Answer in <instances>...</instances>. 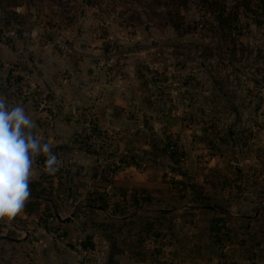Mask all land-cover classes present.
Returning a JSON list of instances; mask_svg holds the SVG:
<instances>
[{
	"label": "rangeland",
	"instance_id": "obj_1",
	"mask_svg": "<svg viewBox=\"0 0 264 264\" xmlns=\"http://www.w3.org/2000/svg\"><path fill=\"white\" fill-rule=\"evenodd\" d=\"M222 8L234 17L229 25L220 27ZM174 20L181 25L174 26ZM86 36L98 43L91 48L102 51L93 54L80 49L79 38ZM15 41L35 42L38 54L52 49L53 57L49 64L31 66L24 59L25 44L14 46ZM0 42L18 53V57L7 59L8 52L2 54L0 50L5 58L0 64V78L10 94L30 101L37 109L48 108L55 98L68 94L76 58L92 55L99 60L103 86L130 87L139 78L149 81L144 98L152 102L153 94H164L173 122L190 129L191 143L184 149L179 141L181 133H168L167 126H159L155 138L142 128L137 146L147 145L144 154L150 150L168 153L178 165L191 156L192 146L200 144L199 148L208 146L214 153L225 152L229 161L220 167L224 168L223 176L217 175V168L207 172L212 175L209 191L202 189L205 173L200 172L207 167H200V151H196L200 152L198 157L189 158L188 164L197 165L198 173L189 183L178 173L159 175L155 184L165 189L156 191V207H170L169 216L156 215L128 227L141 234L140 242L148 244L149 240L157 250L162 249V243L176 245L175 252L185 253L188 264H264V8L259 0H0ZM33 52L35 49H28L29 55ZM201 64L205 68L198 77L193 76L191 68ZM40 68H50L49 74ZM184 81L194 88L192 95L177 92ZM95 103L94 97L78 108L76 116L83 127L73 134L68 147L97 155L101 158L96 163L99 167L104 165L107 170V165H112L109 171H116L117 162L103 158L112 150L108 145L119 140L120 131L101 127ZM188 104L194 106V112ZM233 106L241 110L239 123L232 115ZM49 116L52 118L51 111ZM130 116L132 120L139 118L138 114ZM117 156L125 164L140 168L155 165L136 159L130 151ZM45 159L40 155L37 160L43 172ZM107 174L105 180L104 174L99 178L101 183L112 180ZM185 182L197 192H189ZM81 200L87 198L82 196ZM216 218L225 227L214 232L210 227L217 223ZM54 222L48 227H54ZM3 226L8 230L0 235V264L11 262L17 252L26 254V264H33L28 245L16 243L15 238L25 234L22 226L0 221V232Z\"/></svg>",
	"mask_w": 264,
	"mask_h": 264
},
{
	"label": "crops",
	"instance_id": "obj_2",
	"mask_svg": "<svg viewBox=\"0 0 264 264\" xmlns=\"http://www.w3.org/2000/svg\"><path fill=\"white\" fill-rule=\"evenodd\" d=\"M83 38L85 39L79 38V42H81L80 49L94 51L93 54L102 51L101 48H95V46L91 48V45L98 43L90 41V37ZM13 44L14 46L25 44L22 46L26 50L24 59L31 66L34 63L37 65H41V63L49 64L54 54L52 49L38 54L37 48L33 46L35 42L26 44L15 41ZM28 49H35V52L29 55ZM0 50L2 54H5L3 51L8 52L5 56L7 59L18 57L15 49H8L2 42H0ZM3 56H0V64L5 61ZM82 56H84V53H82ZM89 56V58H74L73 66L75 70L68 94L60 99L55 98L51 102V106L49 103L48 108L37 109L30 101L17 99L9 93V90L5 87L6 84L4 85L3 80L0 78L2 84L0 86V97L6 99L9 107L15 105L24 107L26 114L35 122V135L42 143L47 142L52 146L53 154L61 162L59 170L45 182L47 188L52 191L50 197L52 201L49 199L46 202L52 203L56 217H50L48 222L43 221L42 209L46 208V202H42V208L38 212H28L25 205L22 213L11 220L15 225L22 226L25 232V234L15 238L16 243H18V246L28 245L27 249L33 258L30 261H35L33 264H77L83 261H86L87 264H186L188 259L183 256L185 253L177 254L175 252L176 245L168 246L162 243L160 246L162 249L157 250V246L151 244L148 239V244L144 243L146 241L140 242L141 234L128 226L135 227L136 224L142 221L145 222L146 219L156 217V215L169 216V211L172 210L170 207H156V204H159L155 198L156 191L162 192L165 189L161 184L156 186V177L161 174L163 176L165 173H178L183 177H187L185 181L189 183L191 178L198 174L195 171L197 165L190 166L188 164L189 158L193 160L201 152L202 156L197 160L201 161L199 162L200 167L203 168V165L207 167V170H201L200 172L205 173L202 189L209 191L213 187L212 175L207 172L212 168H217V175L223 176L222 170L224 168L220 169V167H225V163H228V155L223 151L214 153V150L208 146L204 148V145L199 148L198 145L200 144L192 146L190 149L191 156L187 157L186 162L183 160L178 165L168 153H154L150 150L148 155L144 154L143 149L147 148V145L142 146V148H139L141 147L139 145L137 146L139 139H141L140 134H142L139 129L146 128L150 131L151 138L158 135L156 131H160L159 126H167L168 133L172 132L174 134L179 131L181 133L179 141L185 145L184 149H187V144L191 143L190 129L183 128L180 123H174L175 120L171 118L173 114H170L169 107H167L169 102L164 94L160 93L159 96L157 95L158 98L153 94L152 102L150 99L146 100L144 98L145 90H147L146 86L150 84L149 81L144 82L139 78L130 87L128 84L118 86L105 84L103 86L102 74L98 65L99 60L92 55ZM19 57H21V54ZM204 68L205 65L201 64L200 68L192 67L190 72L193 76L197 75L196 77H198ZM40 71L49 74L50 68L41 69ZM187 84L188 82L184 81L183 88L177 92L183 91L187 95H192L194 88ZM94 97L97 103H95L94 108L98 113L101 127L114 133L116 130L120 131L119 140H113V144L108 145L112 150L105 157L106 160L102 157L104 161H112V164L117 162L119 168L116 171H109L112 165H107V170L102 168L104 165L99 167L96 163L100 162L101 158L97 155L82 149L68 147L73 134L83 127L81 119L76 116L78 108L86 105L90 99L92 101ZM188 105L190 110L194 112V106ZM49 107L53 108L49 110ZM50 111L52 118L50 116V118H47L46 115ZM240 112V108L233 106L232 115L236 116L238 123L241 121ZM130 114H138L139 118L132 120ZM42 117L46 118L43 119ZM148 118L150 121H148ZM230 126L236 127L232 123H230ZM196 148H199V150ZM123 151L135 153L136 157H134L136 159L152 161L155 165L145 169L134 163L125 164L124 160L117 156ZM37 160L38 157L33 165L32 177L36 176L35 179L40 178L45 173L40 170ZM184 166L190 168V171L183 170ZM108 172L112 180L101 183L99 178L104 174L103 179L105 180V177L109 176ZM31 180H34V178ZM52 180L53 182H51ZM54 181H59L60 184L65 182L66 184L57 186ZM186 182L183 183L187 186L186 189L191 193H196L195 188ZM94 184H97V186H94ZM171 189L172 187L167 190ZM89 192H97L95 195L102 194L108 200V209H103L98 203L90 204L86 200H81V197L83 196L84 199ZM133 195L139 199L137 207L132 205ZM148 195L152 197L145 198ZM120 203L123 206L120 207ZM117 205L122 210H116ZM207 207L211 206L208 205ZM190 208L200 209L202 206L190 205ZM52 221H55L53 223L54 227L50 226L49 228L48 225ZM116 223H120L121 226L117 228ZM1 228L3 230H1L0 235L4 230H8L5 226ZM88 236H90L89 240H91L92 245L84 246L83 243ZM160 240L158 239V241ZM84 249H90L92 253L87 256ZM1 254L4 255V253ZM24 255L26 256V254ZM24 255L19 252L14 253V259L6 264H26L27 257L25 259ZM27 261L29 260L27 259Z\"/></svg>",
	"mask_w": 264,
	"mask_h": 264
},
{
	"label": "clouds",
	"instance_id": "obj_3",
	"mask_svg": "<svg viewBox=\"0 0 264 264\" xmlns=\"http://www.w3.org/2000/svg\"><path fill=\"white\" fill-rule=\"evenodd\" d=\"M35 127L23 106L9 107L0 97V221H11L24 210L37 157H46V174L54 175L61 166L52 146L35 135Z\"/></svg>",
	"mask_w": 264,
	"mask_h": 264
},
{
	"label": "trees",
	"instance_id": "obj_4",
	"mask_svg": "<svg viewBox=\"0 0 264 264\" xmlns=\"http://www.w3.org/2000/svg\"><path fill=\"white\" fill-rule=\"evenodd\" d=\"M259 3L262 5V7L264 8V0H259ZM233 13L228 12L226 13V8H222L219 9V16H218V24L220 27H222L223 25L228 24L229 25V20L234 17L232 16ZM173 25L176 27H179V25L181 24H177L176 20H174ZM51 175L44 173L43 175L40 176L39 179L37 180H31L30 182V189H31V195L30 198L28 200V203L26 204V210L28 212H38L41 210V204L42 202H46L47 200L50 199L51 195H52V191L50 189L47 188V186L45 185V181H47L50 178ZM95 193L97 192H89L86 194V202L87 203H98L103 209H108L109 205H108V200L102 195V194H98L95 195ZM47 197V198H45ZM49 197V198H48ZM132 205L134 206H138L139 204V199L137 198V196L133 195V199H132ZM50 201H52L50 199ZM47 206L46 208L42 209V218L43 221L48 222V219L50 217H56V213H55V209L52 206L51 202H46ZM122 210L121 208H119V205H117L116 210ZM220 218H216L214 222L217 223H213L210 227V229L214 232L221 230L223 227H225V223L220 224L219 221ZM90 239V236H88L85 240V242L83 243L84 246H88V245H92V242Z\"/></svg>",
	"mask_w": 264,
	"mask_h": 264
},
{
	"label": "built area",
	"instance_id": "obj_5",
	"mask_svg": "<svg viewBox=\"0 0 264 264\" xmlns=\"http://www.w3.org/2000/svg\"><path fill=\"white\" fill-rule=\"evenodd\" d=\"M66 50H67V49H66ZM64 55L66 56V52H65ZM82 250H83V249H82ZM84 251H85V253H86L87 256H88L89 254L92 253V250H90V249H88V250H85V249H84ZM77 264H87V262H86V261H83V262H81V263H77Z\"/></svg>",
	"mask_w": 264,
	"mask_h": 264
}]
</instances>
